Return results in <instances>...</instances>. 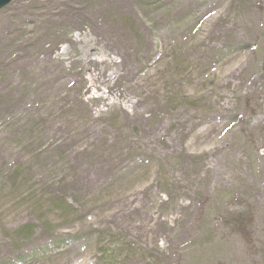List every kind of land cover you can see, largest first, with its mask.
Here are the masks:
<instances>
[{
    "label": "rangeland",
    "instance_id": "1",
    "mask_svg": "<svg viewBox=\"0 0 264 264\" xmlns=\"http://www.w3.org/2000/svg\"><path fill=\"white\" fill-rule=\"evenodd\" d=\"M0 264H264V0L0 9Z\"/></svg>",
    "mask_w": 264,
    "mask_h": 264
},
{
    "label": "water",
    "instance_id": "2",
    "mask_svg": "<svg viewBox=\"0 0 264 264\" xmlns=\"http://www.w3.org/2000/svg\"><path fill=\"white\" fill-rule=\"evenodd\" d=\"M11 0H0V9L6 6Z\"/></svg>",
    "mask_w": 264,
    "mask_h": 264
},
{
    "label": "trees",
    "instance_id": "3",
    "mask_svg": "<svg viewBox=\"0 0 264 264\" xmlns=\"http://www.w3.org/2000/svg\"><path fill=\"white\" fill-rule=\"evenodd\" d=\"M110 110L109 108L106 109V111ZM106 112H102L101 115H104Z\"/></svg>",
    "mask_w": 264,
    "mask_h": 264
}]
</instances>
